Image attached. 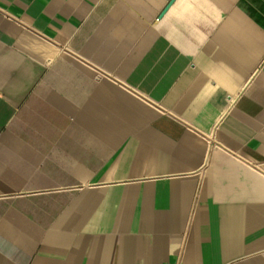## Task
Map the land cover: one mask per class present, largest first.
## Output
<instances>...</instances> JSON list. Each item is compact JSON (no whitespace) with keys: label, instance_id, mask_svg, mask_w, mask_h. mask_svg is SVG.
<instances>
[{"label":"crops","instance_id":"1","mask_svg":"<svg viewBox=\"0 0 264 264\" xmlns=\"http://www.w3.org/2000/svg\"><path fill=\"white\" fill-rule=\"evenodd\" d=\"M0 264H264V0H0Z\"/></svg>","mask_w":264,"mask_h":264}]
</instances>
